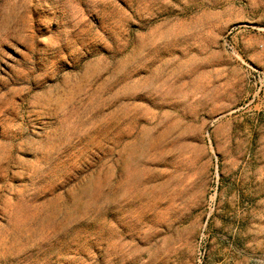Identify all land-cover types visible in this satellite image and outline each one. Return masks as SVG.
<instances>
[{"label": "rangeland", "instance_id": "rangeland-1", "mask_svg": "<svg viewBox=\"0 0 264 264\" xmlns=\"http://www.w3.org/2000/svg\"><path fill=\"white\" fill-rule=\"evenodd\" d=\"M0 264H264V0H0Z\"/></svg>", "mask_w": 264, "mask_h": 264}]
</instances>
